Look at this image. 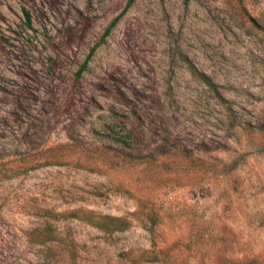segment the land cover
<instances>
[{
	"label": "rangeland",
	"instance_id": "374dc122",
	"mask_svg": "<svg viewBox=\"0 0 264 264\" xmlns=\"http://www.w3.org/2000/svg\"><path fill=\"white\" fill-rule=\"evenodd\" d=\"M127 2L0 0V264H264V0Z\"/></svg>",
	"mask_w": 264,
	"mask_h": 264
},
{
	"label": "trees",
	"instance_id": "16d2710c",
	"mask_svg": "<svg viewBox=\"0 0 264 264\" xmlns=\"http://www.w3.org/2000/svg\"><path fill=\"white\" fill-rule=\"evenodd\" d=\"M135 0H128L126 6H125V9H127L128 7H130V5H132V3L134 2ZM190 1H195V0H184V3L187 4L189 3ZM25 13V18H26V21H27V25L30 27L31 25V22H30V16L27 12H24ZM120 19V15L116 16L110 23L109 25L107 26V28L105 29V31L103 32L99 42L97 44H95L89 51L88 55L86 56V59L84 60V62L80 65L76 75L77 77L80 76L84 71H86V68H87V65L90 61V58L92 57V55L94 54L95 50L97 49V47H99L104 41L105 39L110 35L111 31L113 30V28L116 26V24L118 23ZM186 63L188 64V68L191 72V74L197 78L199 81H201L203 84H205L209 89L215 91L216 88L214 86V84L206 77L204 76L203 74L199 73L196 68L191 65L187 60H185ZM219 99H221L220 97H218Z\"/></svg>",
	"mask_w": 264,
	"mask_h": 264
}]
</instances>
